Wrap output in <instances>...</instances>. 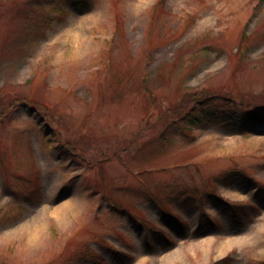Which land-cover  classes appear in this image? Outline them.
Returning a JSON list of instances; mask_svg holds the SVG:
<instances>
[{
  "label": "rangeland",
  "instance_id": "obj_1",
  "mask_svg": "<svg viewBox=\"0 0 264 264\" xmlns=\"http://www.w3.org/2000/svg\"><path fill=\"white\" fill-rule=\"evenodd\" d=\"M63 1L0 0V264H264V122L157 114L264 98V0Z\"/></svg>",
  "mask_w": 264,
  "mask_h": 264
},
{
  "label": "trees",
  "instance_id": "obj_2",
  "mask_svg": "<svg viewBox=\"0 0 264 264\" xmlns=\"http://www.w3.org/2000/svg\"><path fill=\"white\" fill-rule=\"evenodd\" d=\"M74 1V0H71ZM57 0H45L44 5L49 7L55 4ZM81 4L86 2L88 5L90 1L88 0H79ZM64 1L62 0L61 5L55 7H63ZM85 5V6H86ZM87 7V6H86ZM87 9V8H85ZM62 8H57L54 11L60 12ZM244 39L248 37L245 36V33L242 32ZM147 90L142 89V95L149 94V86H146ZM224 87L219 88H208V89H199V90H191L184 92L181 96V99L176 104H170V106L163 107L164 109H157V114L160 113V119L162 121L168 120L165 117L170 113L173 114L172 119H179L178 121L170 120L169 128L163 130L160 133L161 141L165 145H170L173 141L171 137L172 130L170 128L175 129L177 126L181 127H189L193 128L198 125H204L206 123H210L211 121H218V122H231V121H238L239 123L249 122L252 124L263 123L264 122V98H260L259 100L254 99L250 95H244L243 101L247 102L250 106H243L241 102L238 101L233 94L225 89ZM249 97L253 100L250 101ZM181 132L182 129H178ZM188 131V130H187ZM185 132V131H184ZM125 145V144H124ZM195 163V162H194ZM241 174V172H239ZM215 180L208 178L207 181L205 180L201 184L192 185L189 182L185 188H187V197L190 201L197 203L200 205L203 201L209 199H220L221 197L216 194L214 191ZM168 197V196H166ZM110 200V208L113 209L115 212H124L126 214H131L126 208H120L123 206L120 202L116 200L106 197ZM152 197H149L147 200H151ZM168 198L160 197L157 200V204L160 210H164L168 213L171 218V221L177 225H184V223L178 218L176 211L172 210V206L167 200ZM164 209H162V208ZM182 208V207H180ZM231 214L233 217L240 218L239 211L232 210L231 207ZM133 216V215H132ZM209 219V217H208ZM145 224H147V220L141 219ZM161 234L162 232L159 231ZM163 237L166 239L167 236L162 234Z\"/></svg>",
  "mask_w": 264,
  "mask_h": 264
}]
</instances>
